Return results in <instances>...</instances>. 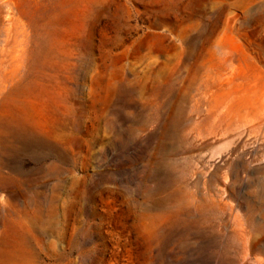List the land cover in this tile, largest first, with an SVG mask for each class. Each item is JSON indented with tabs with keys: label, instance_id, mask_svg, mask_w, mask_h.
<instances>
[{
	"label": "rangeland",
	"instance_id": "374dc122",
	"mask_svg": "<svg viewBox=\"0 0 264 264\" xmlns=\"http://www.w3.org/2000/svg\"><path fill=\"white\" fill-rule=\"evenodd\" d=\"M230 4L264 101V0H0V264H264V108L200 85L224 16L192 48Z\"/></svg>",
	"mask_w": 264,
	"mask_h": 264
},
{
	"label": "bare ground",
	"instance_id": "6f19581e",
	"mask_svg": "<svg viewBox=\"0 0 264 264\" xmlns=\"http://www.w3.org/2000/svg\"><path fill=\"white\" fill-rule=\"evenodd\" d=\"M240 7L241 6H238L236 4L228 5L226 12L225 10L224 12L222 11L223 12L222 16L219 17L220 19L218 21L216 20L217 22L214 21L215 19L212 20V22L214 21L216 22V24L210 26L211 28L209 29L207 28V26H205L204 28L201 27L203 28V30L200 29L197 32L194 42L192 44L193 50L196 52L200 51V49L203 46L202 44H208L217 35L219 23L222 21L221 18L223 16H224V20H223L224 25L227 26L226 32L221 37L218 38L217 45L220 47V50L223 52L224 55L226 53V50L227 51L234 50L233 46L229 43V41L232 38L233 33H235L234 27L236 26V23L241 18V16L237 12L240 9ZM244 14H245L244 22L247 23V20H249L251 16L263 17L264 7H255L253 9L246 8ZM218 16H216V18H218ZM245 23L243 24V21L241 23L242 26L244 25L243 27L244 31L249 29L245 27ZM198 27L199 26H197V28ZM173 29L174 27L172 28V30ZM204 29H206V32ZM256 32L258 31L256 30ZM246 35L247 32L245 36ZM182 41L184 42V40ZM221 60L223 62L227 61V63L225 65L224 64L221 65L220 67L217 66L218 69L216 70H210L206 68L200 70L202 71L198 73V80L199 82H201L200 85L207 84L206 90H212L215 87H218L219 90L223 89L227 94V98L229 99L228 104H236L235 106L238 108V110L245 108V106L247 108L249 107L252 109L264 108V101L256 100L255 102L253 97V95L255 94V88L259 81L258 73L253 72V73L245 74L244 70L242 69L236 71L238 67H236L232 61H230V57L227 55L222 56ZM242 101L243 103L241 104Z\"/></svg>",
	"mask_w": 264,
	"mask_h": 264
}]
</instances>
